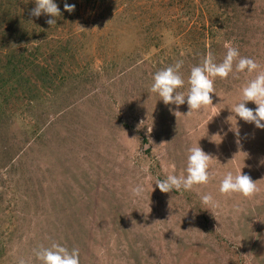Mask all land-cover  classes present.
I'll list each match as a JSON object with an SVG mask.
<instances>
[{"label":"rangeland","instance_id":"1","mask_svg":"<svg viewBox=\"0 0 264 264\" xmlns=\"http://www.w3.org/2000/svg\"><path fill=\"white\" fill-rule=\"evenodd\" d=\"M55 2L49 25L34 0H0V264H41L34 250L52 243L79 264H264V126L231 110L256 72L214 78L202 111L150 91L182 60L186 95L190 69L226 45L264 71V0ZM199 145L213 179L162 192ZM241 166L260 188L220 193Z\"/></svg>","mask_w":264,"mask_h":264},{"label":"clouds","instance_id":"2","mask_svg":"<svg viewBox=\"0 0 264 264\" xmlns=\"http://www.w3.org/2000/svg\"><path fill=\"white\" fill-rule=\"evenodd\" d=\"M35 7L31 10V15L40 17L42 14L48 16L47 23L52 25L55 17L61 15L60 9L55 0H34ZM75 5L67 3L65 0L64 9L71 13ZM226 54L223 60L216 63L211 57H205L202 62L190 69L188 77L187 94H183L180 89L184 86L185 81L180 74L183 61H177L174 65L162 68L153 75V82L150 91L156 93L166 105H181L185 102L189 111H202L210 103L212 97L210 93H216L213 79L219 77L226 79L230 74L235 73H253L254 78L250 79L246 86L241 89V99L231 107L235 117H239L246 123L254 122L257 125L264 126V71H257L259 65L257 62L246 56H241L239 49L227 46ZM217 94V93H216ZM218 95V94H217ZM254 101L255 107H246L245 103ZM187 112V113H188ZM232 124V123H231ZM237 124V119H236ZM233 130L239 135L238 129ZM150 133L151 130L147 128ZM221 136V135H220ZM147 148L149 144H145ZM210 155L199 146H190L186 152L185 175L178 176L169 174L163 179L155 181L156 186L162 192H187L193 190L194 186L207 185L214 177L211 169ZM264 162V161H262ZM260 188L258 179L254 178L248 170L241 167L235 172L227 171L220 180L219 192L231 195L233 193L243 192L245 194L257 191ZM144 188L137 185L132 189L135 196H142ZM202 209L216 207V201L211 194H204L200 198ZM35 257L41 264H79V250L68 248L58 243H52L49 247H43L34 250ZM18 264H26L25 260H19Z\"/></svg>","mask_w":264,"mask_h":264}]
</instances>
